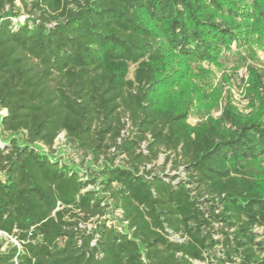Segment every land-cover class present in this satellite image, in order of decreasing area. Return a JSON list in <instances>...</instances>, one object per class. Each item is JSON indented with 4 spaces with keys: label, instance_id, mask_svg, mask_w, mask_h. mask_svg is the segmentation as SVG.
<instances>
[{
    "label": "trees",
    "instance_id": "obj_1",
    "mask_svg": "<svg viewBox=\"0 0 264 264\" xmlns=\"http://www.w3.org/2000/svg\"><path fill=\"white\" fill-rule=\"evenodd\" d=\"M23 3L21 22L0 0V231L20 244L0 240V264H264V74L250 117L191 125L168 88L175 57L211 64L260 36L264 0ZM61 134L117 153L82 172L53 156ZM161 154L187 179L155 172Z\"/></svg>",
    "mask_w": 264,
    "mask_h": 264
},
{
    "label": "rangeland",
    "instance_id": "obj_2",
    "mask_svg": "<svg viewBox=\"0 0 264 264\" xmlns=\"http://www.w3.org/2000/svg\"><path fill=\"white\" fill-rule=\"evenodd\" d=\"M32 1L34 0H26L28 4ZM23 4V0H17V5L23 11L18 18L26 20L30 17L27 11L30 6L25 9L22 7ZM260 31L262 32L260 36L253 35L239 48L234 47L231 53L220 57L211 64L174 58L173 74L168 88L179 96L183 106H187L188 120L191 125L211 118H220L226 107H231L237 114L247 117L254 116L259 112L260 103L254 99L251 91V68L258 71L259 74H264V26L260 27ZM134 69L135 67L132 66L130 78L133 77ZM6 113V111H1L0 118ZM130 131V125H127L123 136L129 137ZM38 148L49 153L46 148L40 145ZM142 149L143 153H148L145 145ZM116 153V150L111 148L97 161L93 155L78 151L72 143L67 141L66 135L61 134L56 140L53 156L62 163L77 166L82 172L96 175L101 166L106 164L108 158H112ZM125 160L124 155H118L114 160V165L122 166ZM165 162V155L161 154L154 164L155 172L171 174L179 177L180 180L187 179L185 172L175 168L174 162L167 165ZM152 167L150 166L149 169ZM107 217L115 224L122 223L121 212L113 207ZM93 227L94 225L91 224L90 228ZM1 242L4 244L3 250L9 245L20 246L13 237L1 239ZM208 261L204 264H216L212 263L211 257Z\"/></svg>",
    "mask_w": 264,
    "mask_h": 264
},
{
    "label": "built area",
    "instance_id": "obj_3",
    "mask_svg": "<svg viewBox=\"0 0 264 264\" xmlns=\"http://www.w3.org/2000/svg\"><path fill=\"white\" fill-rule=\"evenodd\" d=\"M18 21H21V22H24L25 21V18H19V19H17ZM89 229H91L90 228V225H88L87 226ZM6 237H11V236H9L7 233H4V232H2V231H0V240L1 239H4V238H6ZM171 240H176V241H178V242H181L182 240L179 238V236H173L172 238H171Z\"/></svg>",
    "mask_w": 264,
    "mask_h": 264
}]
</instances>
